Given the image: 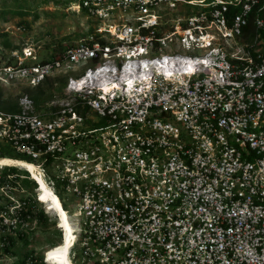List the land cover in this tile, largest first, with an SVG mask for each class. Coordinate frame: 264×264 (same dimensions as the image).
Wrapping results in <instances>:
<instances>
[{
  "label": "built area",
  "instance_id": "obj_1",
  "mask_svg": "<svg viewBox=\"0 0 264 264\" xmlns=\"http://www.w3.org/2000/svg\"><path fill=\"white\" fill-rule=\"evenodd\" d=\"M179 6L186 18L161 15ZM70 9L102 25L44 63L32 47L0 56L1 85L66 77L46 111L0 109V138L39 161L63 208L75 198L74 264H264V0ZM1 192L15 204L0 224L29 226Z\"/></svg>",
  "mask_w": 264,
  "mask_h": 264
},
{
  "label": "rangeland",
  "instance_id": "obj_2",
  "mask_svg": "<svg viewBox=\"0 0 264 264\" xmlns=\"http://www.w3.org/2000/svg\"><path fill=\"white\" fill-rule=\"evenodd\" d=\"M6 1H8L10 5L15 2V0H0V8ZM68 1L69 0H53L50 3V6L46 7L42 3L43 0H27V2L32 4L33 6H35L36 4H39L40 6L36 11L39 18H37L36 20L33 16L28 18V22H31V28L27 31H24L22 29L18 30V27L15 26L18 21L17 19L11 22H4L2 19H0V52H2L3 54L1 57L3 59H6L8 55L12 54V51L6 50L2 47V42L4 39L2 37V32H5V30L9 31L8 39L13 44L24 46L23 49L25 47L34 48V50L36 51L35 55L40 62L42 60L50 59L52 57L51 54L55 52L54 50L59 52L66 45L74 44L75 42H77L80 39V35L82 33L85 35L95 33L98 27L102 25V23L98 22L93 17H89V15L84 12H68L65 8V3ZM57 2H63V4L57 5ZM189 11L190 8L188 6H179L175 10H169L168 8H166V10L162 11L161 15H166L165 20H176L180 17L186 18L189 14ZM23 49L22 51L18 50L20 55L23 54ZM65 78L66 77L62 75L58 79H51L43 84L42 88L43 90H45L46 95L39 104L41 110H48L50 104L58 97H61L63 95L62 91L65 83ZM34 90H36V88H30L22 82H17L9 85L0 84V109L4 112H8V107L13 105L20 106V102L26 97H29L31 93L34 92ZM96 120L99 121V118H96ZM162 120L171 122L176 125L175 120L173 119ZM88 127L93 128L94 126L90 122ZM5 145L6 143L0 138V147H4ZM17 156L23 159L27 158V160H30L33 163L39 162L31 160L30 157L24 156L22 154ZM62 193L65 194V191L63 190V192H61L60 194ZM63 197L69 199L68 203L71 206H65L66 208L64 209L70 210V212L68 213L69 220L75 223L77 218L74 215L75 209L72 208V202L75 201V198H72L68 195ZM42 206V208L47 209L46 204H42ZM48 213L50 214L48 225H38L37 223L29 224V236H34L37 241V244L35 245V253H38V251L40 250L46 251L47 249L56 246L61 242L62 239V233L58 226L57 217L49 211ZM54 221L57 222V225H55ZM2 245L3 242H0V248L2 247ZM73 251L79 253L78 249L76 248L73 249ZM15 260L16 259L14 258L4 257L0 254V262H2L1 264H14L16 262Z\"/></svg>",
  "mask_w": 264,
  "mask_h": 264
},
{
  "label": "trees",
  "instance_id": "obj_3",
  "mask_svg": "<svg viewBox=\"0 0 264 264\" xmlns=\"http://www.w3.org/2000/svg\"><path fill=\"white\" fill-rule=\"evenodd\" d=\"M53 0H43L44 6H50V3ZM80 2L81 0H77ZM75 0H69L65 3L66 10L72 11L70 8L78 2ZM211 1V0H206ZM63 4V2H57V5ZM39 4L33 6L28 3L27 0H15L13 4H9L8 1L4 2L2 7L0 8V19L4 22H11L17 19V23L15 26L18 27V30L22 29L27 31L31 28V22H28V18L34 17L36 20L38 17L37 10L39 9ZM233 13H238V7H232ZM73 13H78L76 11H72ZM80 12L86 13L84 10ZM79 12V13H80ZM9 31L2 32L3 42L2 47L6 50L10 51H22L24 46H19L13 44L9 39ZM255 31L251 28L248 30L247 39L252 40L254 38ZM87 35L81 34L80 39L86 37ZM73 44H68L62 48L61 51L53 52L51 54L52 57L59 56L65 50L72 47ZM2 52H0V56H2ZM47 60H42L41 63L46 62ZM48 82V81H46ZM43 85L39 86L31 93L29 96L32 99L38 109H40L39 104L43 100L46 95L45 90H43ZM1 106V105H0ZM20 110L19 106H10L7 111L11 113L18 112ZM41 110V109H40ZM17 155L20 153L16 152L13 146L9 143H6L4 147H0V159H14L20 161H26L32 163L27 158L23 159ZM23 155V154H22ZM25 156V155H24ZM37 185L34 180L30 178L28 172L21 171L17 167L13 166H0V210L5 209L4 204L10 209L15 202L10 201L2 192V188H7V190L14 196L15 201H18L20 204V209L17 212L21 215L22 219L29 224H32L34 221L37 222L38 225H48L50 216L46 213L45 209L42 208L41 204L37 202L35 198V189ZM61 195V194H60ZM65 207V206H64ZM55 222V221H54ZM55 225L57 223L55 222ZM54 225V226H55ZM9 228L0 224V242H3L2 247L0 248V254L4 257H10L16 259L14 264H31L30 261H33L32 264H47L44 261V251L40 250L38 253L36 252L35 245L37 244L36 238L34 236H29L30 227L29 226H19L17 230L8 231ZM62 241V240H61ZM62 242L58 243L61 244ZM54 244V242H53ZM57 244V245H58ZM41 248V247H40ZM39 248V249H40ZM2 262H0L1 264Z\"/></svg>",
  "mask_w": 264,
  "mask_h": 264
},
{
  "label": "bare ground",
  "instance_id": "obj_4",
  "mask_svg": "<svg viewBox=\"0 0 264 264\" xmlns=\"http://www.w3.org/2000/svg\"><path fill=\"white\" fill-rule=\"evenodd\" d=\"M105 89L108 92L110 86H105ZM0 166H16L21 170L29 172L38 184L41 202L46 204L47 210L57 217L60 224L59 228L63 229L64 235L62 243L45 251L46 262L48 264H74L70 258V250L75 241V230L72 222L69 220L67 211L63 208V204L53 188L47 183L43 171L32 163L9 158L0 159Z\"/></svg>",
  "mask_w": 264,
  "mask_h": 264
},
{
  "label": "clouds",
  "instance_id": "obj_5",
  "mask_svg": "<svg viewBox=\"0 0 264 264\" xmlns=\"http://www.w3.org/2000/svg\"><path fill=\"white\" fill-rule=\"evenodd\" d=\"M62 240V239H61ZM62 242V241H61ZM47 263V262H46ZM48 264V263H47Z\"/></svg>",
  "mask_w": 264,
  "mask_h": 264
},
{
  "label": "water",
  "instance_id": "obj_6",
  "mask_svg": "<svg viewBox=\"0 0 264 264\" xmlns=\"http://www.w3.org/2000/svg\"><path fill=\"white\" fill-rule=\"evenodd\" d=\"M16 167V166H15Z\"/></svg>",
  "mask_w": 264,
  "mask_h": 264
}]
</instances>
